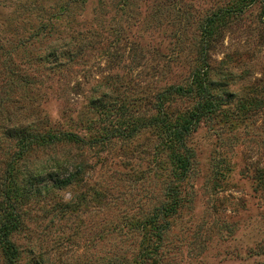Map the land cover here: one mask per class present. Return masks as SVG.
Returning a JSON list of instances; mask_svg holds the SVG:
<instances>
[{
  "label": "rangeland",
  "instance_id": "1",
  "mask_svg": "<svg viewBox=\"0 0 264 264\" xmlns=\"http://www.w3.org/2000/svg\"><path fill=\"white\" fill-rule=\"evenodd\" d=\"M200 82L216 110L169 147L147 122L193 114L201 90L160 98ZM17 130L62 137L19 158ZM10 187L19 255L0 264H264V0H0Z\"/></svg>",
  "mask_w": 264,
  "mask_h": 264
},
{
  "label": "trees",
  "instance_id": "2",
  "mask_svg": "<svg viewBox=\"0 0 264 264\" xmlns=\"http://www.w3.org/2000/svg\"><path fill=\"white\" fill-rule=\"evenodd\" d=\"M202 85L200 88L198 87L197 90L194 88H188V89H176V88H171V90H168L163 97L160 98V104L159 107L162 109L163 107V99H167V94H172L173 92H178L183 95H189L192 96L194 94H198L199 90H201V94H198L200 96V102L195 107V112L188 117H182V119H179V121H175L172 118H169L166 116V114L159 112V117L153 119L151 122L148 123H153L155 124L159 129L162 130L166 135L168 136L169 141V147H178L183 149L185 152H187L186 149V142L188 137L194 133L198 128L199 124L201 123V119L206 116L208 113H213L216 110V107L214 103L211 102L208 98L209 95L207 94L208 89L204 87V83L200 82ZM203 102V103H202ZM215 107V109H213ZM161 111V110H160ZM164 115V116H162ZM134 122V121H133ZM136 128L130 130V133H125L124 131L121 130V127H117V130L113 132V136L111 138H125V139H130L131 135L135 134L138 132L140 128L137 126H134ZM132 133V134H131ZM62 135L59 137V135H51V136H43V135H33V134H26L23 131L17 130L15 134H11L10 138L13 140L16 139L18 142L20 149V152L18 153L19 155L16 157L21 158L22 157V152L30 153L31 150L34 149V147L38 145H49L53 144L55 142H60V138ZM67 138L69 137L70 139L74 140L75 142L79 143L82 142L81 139H78L75 136L72 135H67ZM102 141V139H101ZM104 142L106 141L103 140ZM186 154V153H185ZM176 167L178 169L177 175L184 179L186 177V174L190 171L191 169V163L190 159L188 158L187 155L182 156L179 155L176 157ZM12 167V166H11ZM52 170L56 171H61L63 168V163L60 161H56L52 165ZM9 175L12 174L13 170L9 169ZM76 174H68L66 178L59 180L55 184L56 188H63L70 186L74 183ZM12 179V178H9ZM13 180H15L13 178ZM53 189V188H52ZM173 189V188H172ZM0 191V245L2 248L5 249L9 262L13 263L15 260L18 258V250L15 246V244L12 241V236L15 235L22 227V214L20 212L21 208L23 207V202L22 200L25 198V195L23 196L22 192L19 190H16L13 187L7 188V189H1ZM174 192V191H173ZM173 197L175 193H172ZM21 196V200L20 199ZM171 196V195H170ZM171 196V197H172ZM176 203L175 205H178V200H175ZM167 211V210H166ZM165 211V212H166ZM167 213V212H166ZM149 223L152 224V222L149 221Z\"/></svg>",
  "mask_w": 264,
  "mask_h": 264
}]
</instances>
